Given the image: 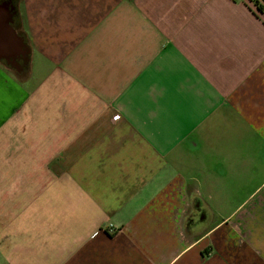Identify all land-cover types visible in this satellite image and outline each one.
<instances>
[{"label": "crops", "instance_id": "0c3cea01", "mask_svg": "<svg viewBox=\"0 0 264 264\" xmlns=\"http://www.w3.org/2000/svg\"><path fill=\"white\" fill-rule=\"evenodd\" d=\"M0 264H264V0H0Z\"/></svg>", "mask_w": 264, "mask_h": 264}, {"label": "built area", "instance_id": "2783aa9c", "mask_svg": "<svg viewBox=\"0 0 264 264\" xmlns=\"http://www.w3.org/2000/svg\"><path fill=\"white\" fill-rule=\"evenodd\" d=\"M117 232H118V230L116 228H114L112 225L109 226L108 233L115 234Z\"/></svg>", "mask_w": 264, "mask_h": 264}, {"label": "trees", "instance_id": "16d2710c", "mask_svg": "<svg viewBox=\"0 0 264 264\" xmlns=\"http://www.w3.org/2000/svg\"><path fill=\"white\" fill-rule=\"evenodd\" d=\"M262 11V10H261Z\"/></svg>", "mask_w": 264, "mask_h": 264}]
</instances>
